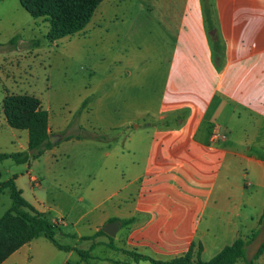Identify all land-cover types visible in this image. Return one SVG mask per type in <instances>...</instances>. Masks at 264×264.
Segmentation results:
<instances>
[{
    "label": "crops",
    "instance_id": "obj_1",
    "mask_svg": "<svg viewBox=\"0 0 264 264\" xmlns=\"http://www.w3.org/2000/svg\"><path fill=\"white\" fill-rule=\"evenodd\" d=\"M123 4L111 20L129 29V49L108 67L105 90L92 87L83 99L73 131H56L49 115V131L60 140L40 158L21 164L25 173H10L17 187L39 212H55L50 221L72 225L74 233L62 234L76 241L84 236L79 228L86 219L93 225L86 236L119 224L113 237L117 249L108 246L115 252L170 261L193 244L207 262L240 237L256 232L255 239L261 238L264 0H206V5L204 0H104L90 23L101 26V7ZM212 38L220 45L217 55ZM4 98L0 152L27 151L28 131L8 125ZM104 100L113 135L77 138L81 129L97 127L94 112ZM5 125L11 132L3 131ZM141 126L149 128L146 136ZM215 133L224 138L214 140ZM65 156L76 160L80 179H64L58 170ZM84 191L90 209L76 217ZM62 201L70 208L56 210ZM36 240L2 264H33L29 244ZM61 252L63 263L77 253Z\"/></svg>",
    "mask_w": 264,
    "mask_h": 264
},
{
    "label": "rangeland",
    "instance_id": "obj_2",
    "mask_svg": "<svg viewBox=\"0 0 264 264\" xmlns=\"http://www.w3.org/2000/svg\"><path fill=\"white\" fill-rule=\"evenodd\" d=\"M204 5H206V0H204ZM124 8V4L111 9L103 6L99 9L102 12L99 13V16L103 14L101 26L94 27V23H90L83 31L73 36L51 42L46 37L49 23L44 18H33L22 8L19 0H0V102L7 94L33 95L49 112L50 121L56 131L59 127L64 129V134L70 130L73 131L79 121L78 110L83 99L91 95L92 87L97 89L101 86V91L105 90V76L108 67L112 65L114 58L123 56L124 50L129 49L131 39L129 29L123 28V24L114 23L111 20L114 10L120 14ZM13 38L18 39L16 45L11 43ZM35 42H38L39 45L35 46ZM95 85L97 87H94ZM105 106L104 100L99 105V109L94 112L97 127L87 126L83 130L81 129L82 134L87 131L103 138L113 135L106 123ZM88 116L90 118L91 114H87ZM65 121L69 123L67 128L64 126ZM155 123L156 125L160 124L159 122ZM148 129L145 126L140 127V130L144 131V136L147 135ZM11 130L7 125L3 127L5 132H11ZM130 130L134 131L133 128ZM84 139L89 140L88 137H84ZM79 164L81 165V160H79ZM23 170L25 173L26 170L22 165H18L12 160H6L0 163V180L6 181L12 177L11 172L16 173ZM58 170L62 172L64 179H66L65 175H75L80 179L78 175L80 170L77 168L75 171L76 160L72 163L66 156L61 158ZM84 179L89 183L86 176ZM78 190L77 187L76 198L79 196ZM81 193L85 201L81 204L77 203V210L74 212L76 217L90 209L88 193L85 191ZM11 206L12 200L9 191L4 190L0 196V218L8 212ZM69 208L70 205L66 201H62L60 205H57L56 210L66 211ZM258 210L260 213L261 209L258 208ZM54 215L55 212L52 211L50 215H47V218L51 220ZM88 222L89 220H84L79 228L84 236L93 233V225ZM59 224L62 230L56 235L57 241L62 245L77 247L74 249L88 251L89 258L83 261L79 254L74 253L70 261L63 263L65 253L59 251L44 237H40L33 244H29L34 255L30 262L33 264H111L108 262V258L124 263H129L132 260V257L127 253L111 251L108 248L110 240L107 237L95 239L98 241V246L93 251L91 250L92 241L80 238L76 241L63 235L75 232L72 225L62 228L60 221ZM256 227L253 229H257ZM259 232L261 238L254 239L246 247L248 259L253 258L264 242V219L259 227ZM199 251L200 247L193 249V259L196 258V253ZM235 262L236 264H245L242 259ZM142 264L150 263L143 262ZM254 264H264V253L254 260Z\"/></svg>",
    "mask_w": 264,
    "mask_h": 264
},
{
    "label": "trees",
    "instance_id": "obj_3",
    "mask_svg": "<svg viewBox=\"0 0 264 264\" xmlns=\"http://www.w3.org/2000/svg\"><path fill=\"white\" fill-rule=\"evenodd\" d=\"M26 12L33 18H44L49 23L47 39L51 42L58 41L65 37L73 36L83 31L94 16L98 6L104 0H19ZM18 39L11 40L16 45ZM216 55L219 53L220 45L217 39L212 38ZM35 42V46H38ZM3 110L8 125L17 130H27L29 135L28 149L24 152L5 153L0 152V163L12 160L16 164H29L40 158L46 151L54 146L50 141L49 112L43 108L41 101L33 95L7 94L3 100ZM83 130V129H82ZM88 137L89 139H104L91 132L80 134L77 138ZM4 190L9 191L12 206L8 212L0 218V264L7 260L13 253L25 244L44 237L54 247L61 251L75 250L83 261L89 258V252L82 249H74L67 245L60 244L56 235L61 230L59 221H50L45 213L39 212L23 196L22 191L15 183V176L6 181L0 180V196ZM264 219V213L262 215ZM112 222L116 220H111ZM133 219L121 221V226L128 225ZM257 236L252 232L247 238H238L232 245L226 246L210 261H202L199 253L193 259V247L178 258L170 261H161L136 252L124 251L129 254L134 262L146 261L150 264H236V260L242 259L245 264H254V260L264 253V242L260 245L252 259L247 258L246 247ZM74 237V236H72ZM98 237H107L109 247L116 250L112 237H109L99 230L93 235L82 236L81 240L93 241ZM98 244L93 243L91 250ZM112 264H131L118 260L108 259Z\"/></svg>",
    "mask_w": 264,
    "mask_h": 264
},
{
    "label": "water",
    "instance_id": "obj_4",
    "mask_svg": "<svg viewBox=\"0 0 264 264\" xmlns=\"http://www.w3.org/2000/svg\"><path fill=\"white\" fill-rule=\"evenodd\" d=\"M59 140H60V136L54 134L50 135V141L53 145H56ZM118 228H119V224L109 223L103 228V232L107 234L109 237H114L116 235Z\"/></svg>",
    "mask_w": 264,
    "mask_h": 264
},
{
    "label": "built area",
    "instance_id": "obj_5",
    "mask_svg": "<svg viewBox=\"0 0 264 264\" xmlns=\"http://www.w3.org/2000/svg\"><path fill=\"white\" fill-rule=\"evenodd\" d=\"M212 137H213L214 140L220 139V138H224V136L221 135L220 133H215Z\"/></svg>",
    "mask_w": 264,
    "mask_h": 264
}]
</instances>
